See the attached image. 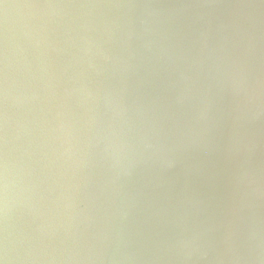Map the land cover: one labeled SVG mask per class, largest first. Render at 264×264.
Here are the masks:
<instances>
[{"label":"water","instance_id":"water-1","mask_svg":"<svg viewBox=\"0 0 264 264\" xmlns=\"http://www.w3.org/2000/svg\"><path fill=\"white\" fill-rule=\"evenodd\" d=\"M5 80L11 264H262L264 0H0Z\"/></svg>","mask_w":264,"mask_h":264},{"label":"clouds","instance_id":"clouds-1","mask_svg":"<svg viewBox=\"0 0 264 264\" xmlns=\"http://www.w3.org/2000/svg\"><path fill=\"white\" fill-rule=\"evenodd\" d=\"M89 95L91 93L89 92ZM0 96L6 98L7 84L5 81H0ZM174 163L169 161V166ZM9 176H8V163L4 159L0 161V217L6 220L9 211ZM6 233V229L4 230ZM11 257L9 255V247L7 235L0 236V264H11ZM238 259V258H237ZM262 264H264V252L261 254Z\"/></svg>","mask_w":264,"mask_h":264}]
</instances>
